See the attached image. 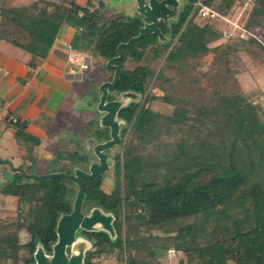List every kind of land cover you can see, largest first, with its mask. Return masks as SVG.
Returning a JSON list of instances; mask_svg holds the SVG:
<instances>
[{"label":"trees","instance_id":"16d2710c","mask_svg":"<svg viewBox=\"0 0 264 264\" xmlns=\"http://www.w3.org/2000/svg\"><path fill=\"white\" fill-rule=\"evenodd\" d=\"M197 1L186 0L174 19L160 18V35L143 34L122 47V57L113 62L119 77L112 93L124 97L107 94V100L121 101L115 116L118 149L112 154L111 147L105 150L112 162L104 174L82 179L86 213L97 208L109 215L112 233L101 227L78 228L74 242L89 243L81 264H102L103 256L114 251L124 264H159L155 252L172 248L185 255L187 264L193 259L197 264H264V92L243 94L215 85L213 101L197 106L181 94L185 81H196L189 71L208 53L226 71L229 57L240 48L264 54V0H250L249 5L248 0H202L220 15L213 18L196 13ZM236 14L245 35L227 39L222 32L228 24L221 16ZM68 18L92 45L91 80L99 75V85L112 79L106 62L117 54L116 46L147 23L143 15H108L92 0H31L0 4V39L28 53L29 65H35L47 56ZM98 99L95 95L88 101L91 118L80 116L51 159L43 161L67 174L88 171L95 161L89 152L94 154V145L110 137L100 122ZM154 101L170 105L171 111L153 109ZM2 122L24 147L18 165L31 173L41 139L26 130V120L5 115ZM79 137L89 141L80 143ZM107 171L110 181L105 186ZM68 182L74 183L62 177L34 180L14 169L0 182V194L17 202L14 218L0 217V264H35L38 249L51 257L57 222L72 211L78 189ZM21 230L28 235L25 242L19 241Z\"/></svg>","mask_w":264,"mask_h":264},{"label":"rangeland","instance_id":"374dc122","mask_svg":"<svg viewBox=\"0 0 264 264\" xmlns=\"http://www.w3.org/2000/svg\"><path fill=\"white\" fill-rule=\"evenodd\" d=\"M1 1V0H0ZM31 0H6L5 3L8 5H17L20 3H26ZM82 4H84L83 0H79ZM147 1V0H145ZM92 2L97 6L100 10L105 12L108 15H115L116 13L124 14L125 16H141L142 14L139 12L137 4L135 0H92ZM186 0H176L174 5H169L171 13L167 16V19H174L176 13L180 8L185 4ZM237 15V14H236ZM235 20V18H232ZM66 32H70L69 43L71 46L70 50L73 51H81L84 55L89 57V68L82 74L81 80H76L74 83V88L72 90V97L77 96L79 103L76 105L75 103L68 106L65 111H58V115H54L52 113L42 114L39 118L36 119V124L41 127L47 128L48 126H55L52 133L56 131V133L48 135V141L45 146L46 152L52 153L55 147L59 144L60 140L64 139L66 136H69V131H72L76 128L77 123L79 122L80 116L82 119L91 118V110L92 106L88 105V101H90L92 96H99L98 92V79L99 75L95 76L94 80H91L90 74L93 72L92 66V58L94 55V50L92 49L91 43L82 35L78 34L77 29L73 21L69 18L64 19L62 21L61 27L57 34L58 37L62 36ZM9 49H12L16 53H24L23 50L16 48L15 46L6 43ZM69 50V51H70ZM68 50L61 46L59 42H56L54 46L53 54L59 57L61 62L67 63L68 68L71 67V64L67 61V52ZM128 66H132L131 63L127 64ZM228 69L226 71V66L219 61H216L214 55L212 53H208L204 55L200 60L195 70H190L189 75L196 79L195 82L185 81V92L181 93L182 95H186L190 100L192 106H197L200 104H210L213 100L212 89L215 85L221 86L225 91L235 90L241 92L243 94H250L255 91H263L264 92V54L263 53H249L243 48H240L236 53L229 57ZM107 75L110 72L106 71ZM98 78V79H97ZM158 93V89L155 90ZM114 97L120 98L123 100L124 97L118 95L117 93H112ZM45 100L43 99V102ZM260 101L264 104V94L261 96ZM80 106V107H76ZM97 107V106H96ZM153 109H162L164 112H170L171 106L168 104H162L160 101H154L151 105ZM98 110V109H97ZM99 114H103V111H99ZM74 136V135H73ZM80 143H86L89 139L81 138ZM12 146L9 145V149L13 152ZM118 149V144L114 145L110 148V153L112 154L114 151ZM22 153H18V162H21L23 155L25 154L24 147L20 148ZM19 151V152H20ZM37 151V149H36ZM12 152H4L2 149L0 150V157L3 159L11 160ZM15 153V151H14ZM108 155L107 162L110 164L112 162V156ZM51 156V154H50ZM89 157L92 160H96L97 156L89 152ZM94 161V162H95ZM13 163H17V161H12ZM18 165V164H17ZM14 165V166H17ZM0 169H2V174H0V182L8 177L10 173L13 172V169L9 165L0 162ZM60 167L52 162L38 160L35 165L32 167V172L34 174H47L59 172ZM110 181V173L104 175V184L105 186L109 185ZM70 185H74V183L68 182ZM16 198L12 196H6L0 194V208H8V210H0V217L5 219H12L15 217V207H16ZM82 211L87 212V203L84 202L82 204ZM138 223V221H136ZM95 227H100L99 224H96ZM142 229V228H141ZM141 232H145L143 229ZM152 234L162 235L161 231L153 230ZM146 234V233H144ZM28 238L27 233L24 230L19 232V241L25 242ZM89 243L84 239L76 240L73 244L67 246L66 256L72 254H80L83 250L89 246ZM25 249L20 250V255H25ZM146 256V253L141 256ZM150 258V256H149ZM159 262V264H178L179 260L182 259V264H187L185 255L181 253H176V251L172 248L171 250H167L165 253H160L159 251L155 252V258ZM22 264V261L19 262ZM102 264H124L123 261L118 259L117 251L111 252L108 255H104L102 259ZM192 264H197L196 259L192 260ZM228 264H233L232 262H228Z\"/></svg>","mask_w":264,"mask_h":264},{"label":"crops","instance_id":"0c3cea01","mask_svg":"<svg viewBox=\"0 0 264 264\" xmlns=\"http://www.w3.org/2000/svg\"><path fill=\"white\" fill-rule=\"evenodd\" d=\"M5 1L1 0L0 4L13 6L6 4ZM83 1L85 3L86 0ZM77 2L82 4L79 0ZM69 38L70 32L60 37L56 36L47 56L36 60L35 65H29L31 57L28 53L25 51L16 53L7 47L5 44L7 41L0 39V115H11L28 121L26 130L41 139L37 147L40 160L51 159V153L45 151L47 149L45 145L48 144V135L54 136L56 131L48 132L55 126L41 127L36 124V119L42 114L58 115V111H65L68 106L79 103L77 96L72 97V90L76 80H81L82 76L70 74L68 64L61 62L63 60L53 54L56 42L69 51L71 49ZM9 145L14 149L13 152ZM20 148L23 146L16 142L10 126L6 122H1L0 150L12 152L10 161H17L12 162L13 165L20 163L18 162L20 160L18 153H22ZM0 210L8 208L1 207Z\"/></svg>","mask_w":264,"mask_h":264},{"label":"water","instance_id":"95a60500","mask_svg":"<svg viewBox=\"0 0 264 264\" xmlns=\"http://www.w3.org/2000/svg\"><path fill=\"white\" fill-rule=\"evenodd\" d=\"M139 12L147 20V23L139 28L137 35L132 36L125 42H120L116 46V55L107 60V66L113 70L112 79L110 81H103L98 90L100 91L97 102V109L103 111L100 122L103 126L109 128V139L104 142L97 143L93 147V152L97 156V161L89 165L88 171L82 169H75L74 174H67L64 172H54L47 174L26 173L19 165L14 166L8 159H2L1 163H6L11 169L20 171L23 176L34 180L51 179L62 177L72 180L77 184L78 189L72 204V211L68 214H63L57 222V241L53 245V252L51 257L38 249L34 255L35 264H81L82 253L72 254L66 256V246L71 245L75 240V232L78 228L91 230L96 228L99 224L112 233L111 217L102 213L99 209L94 208L88 214L82 212V199L84 196V184L82 179H92L93 177L104 174L108 168L107 153L105 150L119 143V123L115 119L121 101L117 99L107 100V94L112 92L118 82L119 67L113 62L122 57V47H126L133 41H137L143 34L156 33L160 35L158 30V23L160 18L166 19L171 10L169 5H174L176 0H135Z\"/></svg>","mask_w":264,"mask_h":264},{"label":"built area","instance_id":"2783aa9c","mask_svg":"<svg viewBox=\"0 0 264 264\" xmlns=\"http://www.w3.org/2000/svg\"><path fill=\"white\" fill-rule=\"evenodd\" d=\"M247 5L251 4V1L248 0L246 2ZM196 13L200 17H216L220 16L218 12H216L214 9L209 7L208 5L204 4L202 0H198L196 3ZM90 10H92L91 7H89ZM81 14V12L79 13ZM223 20L228 24L224 29H223V36L227 39L235 36L236 34L239 36H244L245 35V29L239 24L238 22V15L233 20L232 18L226 17V16H221ZM80 30V27L78 28ZM67 61L71 64V67L69 68V72L72 75H77L78 77H81L82 74L88 70L89 68V57L84 55L81 51H73L70 50L67 54ZM8 119H12L14 121L15 117L11 115H7ZM5 116L0 115V123L2 122L3 118ZM171 250V249H169Z\"/></svg>","mask_w":264,"mask_h":264},{"label":"flooded vegetation","instance_id":"af4514ba","mask_svg":"<svg viewBox=\"0 0 264 264\" xmlns=\"http://www.w3.org/2000/svg\"><path fill=\"white\" fill-rule=\"evenodd\" d=\"M83 212V211H82ZM84 214H88V213H86V212H83Z\"/></svg>","mask_w":264,"mask_h":264}]
</instances>
